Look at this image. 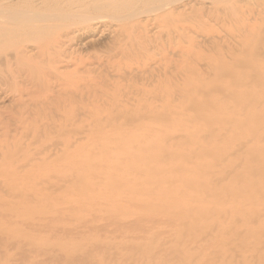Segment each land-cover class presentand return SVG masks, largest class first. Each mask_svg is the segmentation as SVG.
I'll use <instances>...</instances> for the list:
<instances>
[{
    "label": "bare ground",
    "instance_id": "6f19581e",
    "mask_svg": "<svg viewBox=\"0 0 264 264\" xmlns=\"http://www.w3.org/2000/svg\"><path fill=\"white\" fill-rule=\"evenodd\" d=\"M0 264H264V0H0Z\"/></svg>",
    "mask_w": 264,
    "mask_h": 264
}]
</instances>
